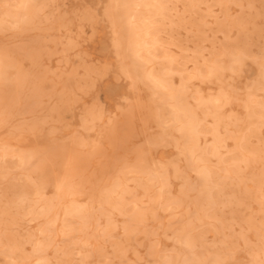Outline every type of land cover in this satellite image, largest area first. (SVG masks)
Returning a JSON list of instances; mask_svg holds the SVG:
<instances>
[{
  "label": "rangeland",
  "instance_id": "obj_1",
  "mask_svg": "<svg viewBox=\"0 0 264 264\" xmlns=\"http://www.w3.org/2000/svg\"><path fill=\"white\" fill-rule=\"evenodd\" d=\"M0 264H264V0H0Z\"/></svg>",
  "mask_w": 264,
  "mask_h": 264
},
{
  "label": "bare ground",
  "instance_id": "obj_2",
  "mask_svg": "<svg viewBox=\"0 0 264 264\" xmlns=\"http://www.w3.org/2000/svg\"><path fill=\"white\" fill-rule=\"evenodd\" d=\"M146 2V1H145ZM144 2V3H145ZM147 3V2H146ZM143 5V4H142ZM144 6V5H143ZM148 6V5H147ZM5 19V18H4ZM7 20H9V19H7ZM3 22V21H2ZM15 22V21H14ZM141 57V56H140ZM152 76V75H151ZM146 77H149V75L148 76H146ZM150 79V78H149ZM154 79V78H153ZM157 82V81H156ZM155 82V83H156ZM154 86H156V85H154ZM175 111V110H174ZM174 114V113H173ZM179 114V113H178ZM175 117V116H174ZM176 117H178L177 115H176ZM176 117H175V121H178V118H177V120H176ZM173 118V117H172ZM180 120V119H179ZM183 127V126H182ZM181 128V127H180Z\"/></svg>",
  "mask_w": 264,
  "mask_h": 264
}]
</instances>
